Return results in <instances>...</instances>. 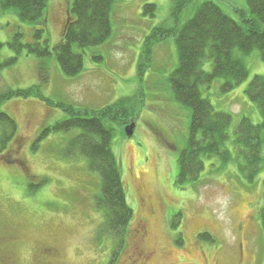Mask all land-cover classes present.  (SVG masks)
Wrapping results in <instances>:
<instances>
[{
    "label": "rangeland",
    "instance_id": "374dc122",
    "mask_svg": "<svg viewBox=\"0 0 264 264\" xmlns=\"http://www.w3.org/2000/svg\"><path fill=\"white\" fill-rule=\"evenodd\" d=\"M204 1L189 4L178 25L191 19ZM209 1L236 20H240L236 10L248 8L247 0ZM67 2L47 0L45 37L51 54L44 58L28 54L26 49L16 56L9 42L18 32L24 34L21 42L33 41L37 25L21 21L14 9H0V59L17 57L13 64L0 69V94L39 85L45 98L12 96L0 103V112L10 114L18 126L14 139L19 138V142L12 143L13 147L20 144L21 157L28 162L25 171L16 162H1L0 158V253H12L20 264H32L36 251L49 243L59 249L58 264H106L111 260L117 243L110 238L96 240L103 219L94 206L99 175L88 168L86 157L68 151L70 140L80 130L52 131L41 139L39 134L68 116L57 104L102 109L123 101L127 114L106 122L113 128L112 146L122 165L134 216L115 264H127L134 242L141 238L134 235L141 222L146 223L148 234L138 244L149 254L141 264H264L260 218L264 132L261 170L254 181L241 172L239 163L244 156L234 142L243 117L254 124L263 120L259 106L246 93L255 75L264 76L260 51H234L249 74L233 89H222L224 78L201 87L202 96L216 111L233 116L229 139L222 145L232 152L233 159L224 163L219 155L204 158L205 168L199 179L181 187L176 183L179 157L187 147L192 109L176 99L170 81L179 65L175 38L154 43L152 57L144 56L147 36L156 27L174 24L175 0H115L111 36L104 44L85 50L84 68L73 77L62 71L55 52L68 18ZM148 3L156 5L154 12H144ZM99 56L102 59L95 58ZM40 66L44 67L43 78ZM202 68L211 72L212 63L205 60ZM133 123L134 131L129 136L126 129ZM146 195L152 214L142 206L141 199ZM178 213L182 215L174 227L172 220ZM203 232L210 233L214 242L201 238ZM178 233L182 234V243L176 241Z\"/></svg>",
    "mask_w": 264,
    "mask_h": 264
},
{
    "label": "trees",
    "instance_id": "16d2710c",
    "mask_svg": "<svg viewBox=\"0 0 264 264\" xmlns=\"http://www.w3.org/2000/svg\"><path fill=\"white\" fill-rule=\"evenodd\" d=\"M193 1L175 0L172 11L174 24L156 27L147 36L144 50L145 57H152V45L168 37H174L178 46L179 65L170 81L176 99L192 109L187 147L179 157L180 168L176 183L181 187L199 179L205 168L204 158L219 155L224 163L233 159L229 149H222V145L229 139L233 116L216 111L209 99L202 96L201 87L210 86L216 79L224 78L222 89L226 92L248 77L246 65L234 55L236 49L246 54L257 49L264 61V0H247V9L236 10L239 21L226 13L216 2L206 0L197 7L191 19L179 26L183 10ZM67 3L68 18L63 27L62 38L55 46V52L62 71L65 75L73 77L84 68L85 50L104 44L111 36V11L115 0H68ZM155 8V4L148 3L144 12H154ZM0 9H14L21 21L37 25L32 34L33 41L21 42L24 34L18 32L9 42L16 56L23 49L39 58L51 54L49 40L45 37V27L49 20L47 0H0ZM2 46L3 43L0 42V49ZM16 56L0 59V69L13 64L17 60ZM95 58L102 59V56ZM205 60L212 63L211 72L203 70ZM39 72L43 78L44 67L40 66ZM246 93L250 100L259 106L263 120L260 124H254L248 117H243L236 128L234 142L240 150L242 149L244 156V161L239 163L241 172L250 181H254L261 170L264 76L255 75ZM12 96L45 99L40 86L32 85L26 89L0 94V103ZM57 105L63 106L68 116L52 126L43 128L39 139L52 131L67 133L74 129L80 130V133L70 140L68 151L78 152L86 157L88 168L99 175L100 189L94 197V206L102 213L103 219L96 231V240L110 238L117 243L111 260L106 263L115 264L117 255L126 244L134 209L127 198L121 162L113 150V128L106 121L119 120L127 114V108L123 101L102 109H77L73 106ZM0 125L1 153L9 142L11 144V140L19 138L14 139L18 134V126L7 112H0ZM1 159V162H12L10 159ZM181 215L178 213L174 216V227L178 226L177 219ZM260 218L264 234V197ZM199 235L209 242H214L213 236L208 232ZM176 241L182 243L181 233H178Z\"/></svg>",
    "mask_w": 264,
    "mask_h": 264
},
{
    "label": "flooded vegetation",
    "instance_id": "af4514ba",
    "mask_svg": "<svg viewBox=\"0 0 264 264\" xmlns=\"http://www.w3.org/2000/svg\"><path fill=\"white\" fill-rule=\"evenodd\" d=\"M19 140H13L11 144L9 143L8 146L5 148L2 157L10 159L13 163L16 162L20 166L24 167L25 171L28 169V162L25 158L21 157V146L18 145V148L13 147L12 143H17ZM147 196V195H146ZM142 206L146 209L150 214L154 213L153 209L149 206L148 203V196L146 198H142ZM134 235L137 237H141L138 242H134V247L132 249V255L130 256L127 264H136V261L145 262L149 259V254L143 251L140 246L139 242H141L148 234L147 225L144 222H141L139 226L135 229ZM13 241V240H11ZM42 244V247L32 256V264H58V257L60 255L59 249L56 248L54 245L49 243ZM57 260V261H56ZM0 264H20L18 262V257L14 254H7L4 251L0 253Z\"/></svg>",
    "mask_w": 264,
    "mask_h": 264
},
{
    "label": "water",
    "instance_id": "95a60500",
    "mask_svg": "<svg viewBox=\"0 0 264 264\" xmlns=\"http://www.w3.org/2000/svg\"><path fill=\"white\" fill-rule=\"evenodd\" d=\"M134 127H135L134 123L127 127L126 132L129 136L133 134Z\"/></svg>",
    "mask_w": 264,
    "mask_h": 264
}]
</instances>
